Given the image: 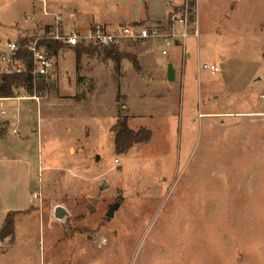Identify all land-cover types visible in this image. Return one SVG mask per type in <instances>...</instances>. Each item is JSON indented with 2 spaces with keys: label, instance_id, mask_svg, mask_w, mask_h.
<instances>
[{
  "label": "rangeland",
  "instance_id": "rangeland-1",
  "mask_svg": "<svg viewBox=\"0 0 264 264\" xmlns=\"http://www.w3.org/2000/svg\"><path fill=\"white\" fill-rule=\"evenodd\" d=\"M48 1L60 13L76 8L86 22L145 17L141 0ZM32 2L0 0V44L39 18ZM144 2L155 19L189 2L185 38L167 45L151 37L136 48L150 60L151 79L129 61L118 77L99 52L84 54L82 75L68 48L54 57L48 88L4 99L14 118L1 130L13 124L17 134L0 153V228L13 218L0 264H264V0ZM168 21L153 27L170 33ZM131 46L122 41L118 50ZM211 65L218 71L203 68ZM120 106L133 116L129 128L152 133L125 154H116L110 130ZM72 142L83 149L71 158ZM70 164L82 166L81 183L65 179ZM55 207L66 215L56 218Z\"/></svg>",
  "mask_w": 264,
  "mask_h": 264
},
{
  "label": "built area",
  "instance_id": "built-area-1",
  "mask_svg": "<svg viewBox=\"0 0 264 264\" xmlns=\"http://www.w3.org/2000/svg\"><path fill=\"white\" fill-rule=\"evenodd\" d=\"M189 2H186L179 12L171 10L168 20L172 26L170 33H161L158 27L146 26L140 23H130L117 27L114 30L108 29L106 26L95 23L86 30L72 28L65 31L58 23L59 16L54 15L55 23L51 26L44 27L42 35L29 37V41L25 46H21L19 40L5 41L0 45V73L4 74H21L25 71L24 61L18 59L19 50L24 48L31 55V67L28 71L33 81L42 78L46 83H49L55 71L54 56L49 55V52L41 43L43 41H55L67 45L72 48L77 45L92 46V47H118L120 42L124 41L129 44L140 43L151 37H160L168 45L173 39L180 36H187L186 29L188 25ZM182 23L183 32H174V28ZM194 36H197V30L194 31ZM24 38V37H23ZM211 72H217L218 68L214 65L203 67ZM6 98L0 95V113L3 114L2 102ZM13 134H17L15 130ZM115 164H119V160H114Z\"/></svg>",
  "mask_w": 264,
  "mask_h": 264
},
{
  "label": "trees",
  "instance_id": "trees-1",
  "mask_svg": "<svg viewBox=\"0 0 264 264\" xmlns=\"http://www.w3.org/2000/svg\"><path fill=\"white\" fill-rule=\"evenodd\" d=\"M30 38H21L19 40L20 45L25 46ZM45 46L49 55L56 56L58 52L64 49H68L67 45H64L55 41H43L41 43ZM75 53L76 70L79 71L81 56L84 54L93 55L99 52L104 61L111 60L114 62L115 73L122 76L121 62L128 60L133 70L136 73H141L142 68L137 60V57L131 53H121L116 46L109 47H92V46H80L77 45L72 47ZM18 59L24 61L25 71L21 74H4L0 73V95L2 98H12L13 92L16 89H23L29 95H33L36 92H41L48 88L49 83H46L42 78L33 81L32 77L28 73L31 67V55L30 53L22 48L19 50ZM52 84V83H51ZM119 99V93L116 97V102ZM122 106V105H121ZM121 106L116 114V122L110 128L114 133V150L116 154L127 153L135 144H145L150 141L152 133L150 130L140 127L138 130L133 131L127 126V116L122 115ZM13 235V218L8 213L3 221L0 228V241Z\"/></svg>",
  "mask_w": 264,
  "mask_h": 264
},
{
  "label": "crops",
  "instance_id": "crops-1",
  "mask_svg": "<svg viewBox=\"0 0 264 264\" xmlns=\"http://www.w3.org/2000/svg\"><path fill=\"white\" fill-rule=\"evenodd\" d=\"M40 2L41 3V7H37V3ZM140 3H142L143 5V8H144V12H145V17L144 18H141L139 21H130L129 23H138L140 21H145L147 23V25H156V23H159V22H164L166 21L169 13L171 12V10L175 7H178L179 5H175V4H170L169 7H168V10L166 11L165 13V16H162L161 19H155V18H151L149 15V13L147 12V8H146V4L144 2V0H141ZM54 3H52L51 1H48V0H33L32 2V8H33V11H32V15H35V13L37 12L39 14V18L33 22L32 24L29 25V27H24V28H18L16 27L13 31H12V37L13 38H5L4 42L5 41H15V40H18V39H15L20 35V33L26 31V30H30L31 28L35 27L36 25H43L44 27H48V26H51L55 23V20H54V15H58L59 16V20H58V23L60 24V26L65 30V31H69L70 29L72 28H76V29H83V30H86L88 29L92 24H95V23H99V24H102L104 26H106L108 29L110 30H114L116 29L117 27L119 26H122V25H126V24H120L118 22H112V21H102V22H95L93 18H91V22H86V20H81L80 18V15L77 11L76 8H71L70 12L67 13H60V11L58 10H55L53 6ZM48 8H50L48 10ZM65 14V15H64ZM76 16L75 20H68L66 16ZM78 16V17H77ZM47 17H52V19H48ZM169 22V21H168ZM168 27H170V29L172 30V26L171 24H167ZM82 26V27H81ZM79 27V28H78ZM81 27V28H80ZM170 30V31H171ZM174 32H177V34L179 33V30H178V26H176L174 29ZM23 36V35H22ZM3 42V43H4ZM138 44L139 43H135V44H129V45H132V49L131 50H125L124 52L126 53H131V54H134L136 57H137V60L142 68V72L141 73H136L139 77H142L143 76H150V79L152 77L151 75V71L152 68L150 66V60L143 54L140 53V51H137L136 48L138 47ZM2 45V44H0ZM136 46V47H135ZM129 47V48H131ZM120 51H123L119 48V46L117 47ZM87 60V58H85V55H83L81 57V60H80V70H79V73L83 75L84 72H88L87 69H88V63H85ZM111 61V60H110ZM128 61V60H123L121 62V71L122 73L124 74V71H123V67H124V63ZM103 63V62H102ZM105 63V62H104ZM111 63L114 65V62L111 61ZM101 64V63H100ZM167 64L171 65L172 69H173V80L172 81H169L171 83H174L177 79V74H176V69L174 66H172V63L169 61L167 62ZM95 67V66H94ZM92 67L90 69V71L94 68ZM89 71V72H90ZM89 74V73H88ZM122 74V75H123ZM76 75L77 73H75V77L74 79L76 80ZM90 77L92 79V84L93 86H95V83H94V78L92 77V75L90 74ZM121 77V76H120ZM74 79H70L68 80V83L70 84L71 81L72 83L75 85V81ZM144 79V78H143ZM166 80L168 81L167 79V74H166ZM94 89V88H93ZM121 96V95H120ZM122 97L125 99V96L122 95ZM10 99H7V100H3L2 102V110H3V114L0 113V153L4 151V145L6 143H13L14 139L16 137H14L16 134H13L11 130V127H13V124L10 125V132L8 131H5V130H1L2 128H4L2 126L3 122H6V120H9V118L13 117L12 115H10L8 113V109L11 108L9 106L6 107V105L4 104V102L8 101ZM124 107L126 108L127 112H128V108L126 107V104L124 103ZM133 116L132 115H128L127 114V126H128V123H129V120L132 118ZM7 118V119H6ZM17 123V122H16ZM16 123H14V125L16 126ZM17 127V126H16ZM9 128V127H8ZM129 128V126H128ZM144 128V127H143ZM131 129V128H129ZM139 128H136V129H131L133 131H136L138 130ZM147 129V128H146ZM14 135V136H12ZM114 144V143H113ZM136 145H139V144H135L133 145L132 147L136 146ZM114 147V146H113ZM83 148H82V145H78L77 143L75 142H72L68 145L65 146V150L66 152H70L72 151V154H71V158L72 157H77L78 154H80L82 151ZM63 169H65L67 171V175H66V178L65 179H76L79 183H81L83 181V168L82 166L80 165H74V164H70V165H67L65 166ZM53 177V176H52ZM105 188V187H104ZM56 208V207H55ZM55 210V209H54ZM12 211H17V210H12ZM6 239V238H5Z\"/></svg>",
  "mask_w": 264,
  "mask_h": 264
},
{
  "label": "water",
  "instance_id": "water-1",
  "mask_svg": "<svg viewBox=\"0 0 264 264\" xmlns=\"http://www.w3.org/2000/svg\"><path fill=\"white\" fill-rule=\"evenodd\" d=\"M167 79L168 81H172L173 80V69L171 67V65H168V71H167ZM117 205L113 204L109 207L107 213H106V217L111 218L113 216V212L116 210ZM66 215V212L64 211L63 208L61 207H56L54 210V216L56 218H61L63 216Z\"/></svg>",
  "mask_w": 264,
  "mask_h": 264
}]
</instances>
